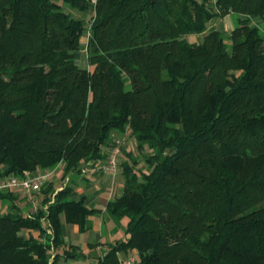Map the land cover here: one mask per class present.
I'll list each match as a JSON object with an SVG mask.
<instances>
[{
  "label": "trees",
  "instance_id": "trees-1",
  "mask_svg": "<svg viewBox=\"0 0 264 264\" xmlns=\"http://www.w3.org/2000/svg\"><path fill=\"white\" fill-rule=\"evenodd\" d=\"M128 131L145 155L122 164L107 208L126 237L99 264H264V0H0V180L82 173ZM73 191L48 182L25 213L1 190L0 264L86 257Z\"/></svg>",
  "mask_w": 264,
  "mask_h": 264
},
{
  "label": "crops",
  "instance_id": "crops-1",
  "mask_svg": "<svg viewBox=\"0 0 264 264\" xmlns=\"http://www.w3.org/2000/svg\"><path fill=\"white\" fill-rule=\"evenodd\" d=\"M233 14L215 20L212 25L217 28V23L220 20L228 17L232 18ZM238 16V20L243 18L241 15ZM86 40L85 38L83 41ZM73 176H75L74 181L72 180L71 183L74 185V191L71 197L75 200L84 198L87 207L94 210V213L89 216L92 227L85 232H81L78 225H64L66 241L80 246L86 257L78 260H62L59 264H76L75 261L80 260H83V264H99L98 257L103 256L108 251L109 244L123 240L126 237L125 223L115 219L107 208L110 200L122 194L124 176L121 171L115 175L82 172ZM73 176H71L72 179ZM89 244L97 245V247L90 248ZM119 257L121 264H136L137 254L135 252L130 256L120 253Z\"/></svg>",
  "mask_w": 264,
  "mask_h": 264
},
{
  "label": "rangeland",
  "instance_id": "rangeland-1",
  "mask_svg": "<svg viewBox=\"0 0 264 264\" xmlns=\"http://www.w3.org/2000/svg\"><path fill=\"white\" fill-rule=\"evenodd\" d=\"M89 16H90V14L87 15V18L88 19H89ZM238 17L239 16L237 14H233L232 15V18L231 17L230 18L228 17V18H225V19L220 20L217 23V29H219L220 31H222L225 34H228L238 24ZM257 22L258 23H261L259 20ZM199 38L202 39V35H198V37L196 35L189 37L190 41H196ZM86 43H87V40L86 41H83V43H82L83 46L81 47L80 52L77 54V62L82 67H88ZM116 138H117V140H120V148H121V153H120V156H119V169L117 171V173H118L119 171L122 172V168H123L122 167V164L125 161H129V162L132 161L131 158H129V155L130 154H132L134 157H137V158L140 159V158H143V156L145 155V153H142V152H140L137 149L136 140L130 134V131H128L125 135H123V136H117ZM115 145H117V143ZM144 165L145 164H144V162L142 160L141 166L144 167ZM64 173H65L64 172V167L62 165L58 166L57 167L56 176L54 177V179L52 181H50L51 183L54 184L55 189H59L62 186H64L65 184L71 183V181L73 180L71 176H73L75 174H78V175L81 174V173H75V172H71V171L68 172V173H66V174H64ZM97 173H100V172H97ZM19 197H20V199L17 200V203H18L17 205H19V207H21L24 210L25 213L31 207H33V209H35L34 206H33V204L27 198H24L25 197L24 194H22L21 192H19ZM53 198H52V200H54ZM9 206H10V203L9 202H5V203L0 202V208H1V211L3 213L4 212H7L9 210ZM39 206H40V204L38 203L37 204V207H39ZM75 263L76 264H83V260L75 261ZM70 264H72V263H70Z\"/></svg>",
  "mask_w": 264,
  "mask_h": 264
},
{
  "label": "built area",
  "instance_id": "built-area-1",
  "mask_svg": "<svg viewBox=\"0 0 264 264\" xmlns=\"http://www.w3.org/2000/svg\"><path fill=\"white\" fill-rule=\"evenodd\" d=\"M96 3V0H92ZM121 153L120 142L115 145L111 150L107 160L104 163L89 165L82 169L83 173H104L107 175H115L119 169V156ZM94 165V166H93ZM57 167L54 169H39L32 173H25L24 176L9 175L6 178L0 180L1 190H17L24 194L27 199L33 204L34 208H37L39 203V197L37 193L42 189L44 185L52 181L56 176Z\"/></svg>",
  "mask_w": 264,
  "mask_h": 264
}]
</instances>
